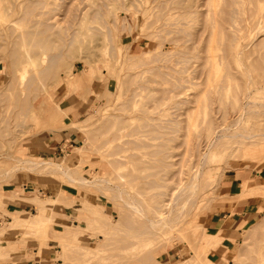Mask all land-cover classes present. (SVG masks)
<instances>
[{
  "label": "rangeland",
  "instance_id": "rangeland-1",
  "mask_svg": "<svg viewBox=\"0 0 264 264\" xmlns=\"http://www.w3.org/2000/svg\"><path fill=\"white\" fill-rule=\"evenodd\" d=\"M2 1L15 4L16 12L0 13V214L3 210L11 215L0 218V264L37 260L53 264H194L195 260L198 264H264V158L258 142L242 147L251 160L238 164L227 155L247 139H228L217 148L203 175L205 181L209 178L212 182L198 193L195 204L188 203L179 223L149 239L137 236L143 218L140 223L130 220L132 210L115 190L122 184L146 203L155 204L153 200L163 199V193L178 178L175 172L184 155V175L192 171L196 155L191 152L205 139L208 128L201 119L212 116L219 125L226 117L230 122L238 111L236 93L243 98L252 93L255 106L264 109L260 103L264 102V9L258 11L264 0H119L116 13L101 18H93L92 10L102 0H47L44 15L26 12L29 0ZM67 6L73 11L67 12ZM76 6L80 14H75ZM258 12L261 18L255 16ZM40 17L54 23L53 31L59 30L60 36L70 39L73 35V42L54 49L36 44L30 32ZM237 47L245 49L243 60L237 56ZM147 48H152L145 55L148 61H135ZM157 50L166 52L156 57ZM51 52H63L66 60L53 63L48 55ZM73 77H79L81 84L70 85L68 80ZM230 96L228 112L223 113L220 106L224 107ZM83 102L81 114L69 116L73 104L79 107ZM43 103L48 105L47 111ZM33 105L37 116L30 114ZM171 118L176 121L170 123ZM259 118L256 112H248L241 125L264 128V114ZM65 129L75 136L68 135L63 151L53 150L56 137ZM116 131H131L130 138L137 144L115 146L129 136L116 139ZM131 153L136 156L128 161ZM21 157L62 162L90 179L99 173L110 180L104 182L105 187L89 185L86 189L60 172L32 170L27 164L22 168ZM124 163L127 166L120 167ZM14 165L18 166L6 172ZM234 173L249 176L241 188H257L263 194L255 192L231 202L230 209L227 205L236 197L224 200L223 194L240 191V181H235L233 191L228 186ZM35 195L43 200L42 208L35 204ZM11 204L23 209L12 213L5 208ZM245 210H249L246 216L240 214ZM33 212L35 219L47 217L49 226L11 227L9 222L16 215L29 217ZM226 212L234 213L231 221L229 216L224 218ZM254 225L260 227L252 234ZM9 232L4 237L1 234ZM208 238L220 245L209 246ZM171 250L173 256L162 262L163 253Z\"/></svg>",
  "mask_w": 264,
  "mask_h": 264
},
{
  "label": "bare ground",
  "instance_id": "bare-ground-1",
  "mask_svg": "<svg viewBox=\"0 0 264 264\" xmlns=\"http://www.w3.org/2000/svg\"><path fill=\"white\" fill-rule=\"evenodd\" d=\"M13 1V0H12ZM20 1V0H19ZM18 1V2H19ZM23 1V0H22ZM30 4L28 5L27 3V6H29V11H26V12H30V13H33L35 11H37V13H40V14H46V11L47 10H42V8L46 5V1L47 0H29ZM83 1V0H82ZM119 0H102L101 3H98L97 6L95 8H93L92 10V17L95 18V17H106L107 15H113L114 12L116 13V10L114 11V7L116 8V3L115 2H118ZM122 1V0H120ZM119 1V2H120ZM228 0H226L227 2ZM237 1V0H235ZM242 1V0H240ZM259 1V0H258ZM6 2H8V0H6ZM5 2V3H6ZM16 2V1H15ZM49 2V1H48ZM211 2V1H210ZM230 3V1H229ZM242 3V2H241ZM10 4V3H9ZM5 5L3 3L2 0H0V13L5 12V13H15L16 11L14 10V6H11L10 5ZM53 4V2H52ZM163 4V3H162ZM216 4V3H215ZM225 4V3H224ZM232 4V3H231ZM59 5V4H58ZM71 5V1H70V4ZM68 5V6H69ZM137 5V4H136ZM176 5V4H175ZM205 5V4H204ZM228 5V4H227ZM260 5V4H259ZM264 5V3H263ZM26 6V5H25ZM67 6V7H68ZM179 6V5H178ZM208 6V5H207ZM210 6V5H209ZM213 6V4H212ZM216 6V5H215ZM54 7V6H53ZM89 7V6H88ZM188 7H190L188 5ZM236 6H234L235 8ZM87 8V7H86ZM118 8V7H117ZM187 8V7H186ZM78 7H74V12L75 14H77L78 12ZM184 9V8H183ZM213 9V8H212ZM222 9V7H221ZM225 9V8H224ZM237 9L238 8H235V10L232 8V10H234L235 12H237ZM258 11H262L264 9V6H258ZM68 10V11H67ZM239 10V9H238ZM244 10V9H243ZM67 12H71L73 11L71 6L68 7V9H66ZM81 11H83L81 9ZM114 11V12H113ZM195 11V10H194ZM234 11L232 12V14L234 13ZM19 12V11H18ZM48 12V11H47ZM193 12V11H192ZM223 12V11H222ZM227 12V11H226ZM239 12V11H238ZM183 13V12H182ZM189 13V12H188ZM206 13V12H205ZM262 13V12H261ZM65 14H67L65 12ZM65 14H63L65 16ZM80 14V13H78ZM82 14V13H81ZM209 14V13H208ZM216 14V12H215ZM220 14V13H219ZM222 14V13H221ZM227 14H230V13H227ZM30 15V14H29ZM120 15V14H119ZM235 15V14H233ZM232 15V18H234ZM67 16V15H66ZM77 16V15H75ZM255 16L257 18H261L260 16V12L256 13ZM30 17V16H28ZM68 17V16H67ZM91 17V18H92ZM189 17V16H188ZM213 17V16H212ZM224 17V16H223ZM225 17L227 18V16L225 15ZM17 18L22 19L23 17L22 16H18ZM49 18V17H47ZM65 18V17H64ZM183 18V17H182ZM215 18V16H214ZM167 19V18H166ZM212 19V18H211ZM8 20H13V19H10L8 18ZM62 22H63V19H61ZM117 20L114 19V22ZM119 20V19H118ZM213 20V19H212ZM217 20V19H216ZM215 20V21H216ZM226 20V19H225ZM229 20V19H228ZM257 20V19H256ZM106 21V20H105ZM111 21V20H110ZM125 21V20H124ZM206 21V19L204 20ZM233 21V19H232ZM260 21V20H259ZM258 21V22H259ZM207 22V21H206ZM213 22V21H212ZM78 23V22H77ZM125 24V22H123ZM171 23V22H170ZM173 23V22H172ZM188 23V22H187ZM218 23V22H216ZM123 24V25H124ZM205 24V22H204ZM235 24V23H234ZM206 25V24H205ZM213 26V25H212ZM210 26V27H212ZM217 27V25H215ZM219 26V24H218ZM241 26V25H240ZM33 27H36V29H33L31 30L30 32V35H32V39L33 41L36 43V44H39L41 47H46V46H49V48L51 49H54L55 47H57L58 44H61V43H66L68 42L69 44H71L74 40V38L71 36L70 39H66L65 37H62L59 35V30L58 31H53V29L55 28V24L50 22L48 19L46 18H37L34 20L33 22ZM93 26L90 24L89 25V28H92ZM111 25L109 24V21L107 22V28L111 31L110 29ZM206 27V26H205ZM256 27V26H255ZM254 27V28H255ZM182 30L183 28L180 27ZM261 27H259L258 29H260ZM57 29V28H56ZM59 29V28H58ZM107 29V30H108ZM164 29V28H163ZM205 29V28H204ZM257 29V31H258ZM170 30V29H169ZM213 30V29H212ZM211 30V32H212ZM217 30V29H216ZM262 30V29H261ZM264 30V29H263ZM109 31V32H110ZM171 31V30H170ZM173 31V30H172ZM179 31V30H178ZM186 31V30H185ZM220 31V30H219ZM223 31V30H222ZM247 31V30H246ZM62 32V31H61ZM71 32V31H70ZM189 32V30H188ZM204 32V31H203ZM201 31V33H203ZM216 32V31H215ZM63 33V32H62ZM74 33V32H73ZM180 33V32H179ZM187 33V32H186ZM200 33V34H201ZM259 31L256 33L258 34ZM261 33V31H260ZM55 34H58L59 37ZM109 34V33H108ZM160 34V33H159ZM191 34V33H190ZM199 34V35H200ZM210 34V33H209ZM248 33H246L247 35ZM260 35V34H259ZM257 35V36H259ZM57 36V37H55ZM111 36V34H110ZM186 36V35H185ZM184 36V37H185ZM201 36V35H200ZM199 36V37H200ZM242 36V34H241ZM248 36V35H247ZM256 36V35H255ZM262 36V35H261ZM160 37V35H159ZM183 37V36H182ZM238 37V36H237ZM111 38V37H110ZM166 38V37H165ZM177 38V37H176ZM210 37H208L209 39ZM240 38V37H239ZM178 39V38H177ZM176 39V40H177ZM191 39V38H190ZM227 39V37H226ZM236 39V38H235ZM256 39V38H255ZM255 39L253 38V40L255 41ZM18 40V39H17ZM175 40V39H174ZM188 40V39H186ZM199 40V39H198ZM253 40H251L252 42H254ZM263 40V39H262ZM163 41V39H162ZM243 41V39H242ZM250 41V40H249ZM250 41V42H251ZM112 42V41H111ZM175 42V41H174ZM248 42V43H250ZM239 43V41H238ZM264 43V42H263ZM112 44V43H111ZM255 45V44H254ZM264 45V44H263ZM163 46V44H162ZM247 45H245L244 47H246ZM250 46V45H248ZM14 47V46H13ZM207 47V46H206ZM247 50L249 47H246ZM172 49V48H170ZM169 49V50H170ZM181 49V48H180ZM179 49V51H180ZM224 49V48H223ZM262 49V48H261ZM14 50V49H13ZM91 50V49H90ZM186 50V49H185ZM186 54H187V51H185ZM245 50V49H244ZM243 48L242 47H237V56L238 58L244 54ZM254 50V49H253ZM45 51V50H44ZM152 51V48H147L145 49L144 53L140 54L138 57H137V60L135 61H138V62H141V61H145V63L148 61V60H145V55L146 53L148 52H151ZM168 51V50H167ZM177 50L176 54L179 52ZM166 51H162V50H157V53H156V57H162L163 54H165ZM254 53V52H253ZM38 53H34V55H37ZM171 54V53H170ZM174 54V53H173ZM50 56V60L53 62V63H57V62H61V61H64L66 60V54H64L63 52H58V53H53L51 52L50 54H48ZM168 55V54H167ZM263 55V54H262ZM29 56V54H28ZM32 56V55H31ZM112 56V55H111ZM136 56V55H134ZM37 57V56H35ZM156 57L154 59H156ZM172 57V56H170ZM169 57V58H170ZM181 57V56H180ZM191 57V56H190ZM258 57V56H257ZM167 58V57H166ZM168 58V59H169ZM207 58V57H206ZM245 58V57H244ZM48 59V58H47ZM160 59V58H159ZM164 59V57H163ZM242 59V58H241ZM84 61V59H82ZM114 60V59H113ZM151 61L153 59H150ZM184 60V59H183ZM190 60V59H189ZM227 61V59H225ZM243 60V59H242ZM241 60V61H242ZM262 61H264L263 59H261ZM12 61V60H11ZM86 61V60H85ZM149 61V62H151ZM159 61V60H158ZM157 61V62H158ZM168 61V60H167ZM171 61V60H170ZM180 61V60H179ZM240 61V60H239ZM240 61V63H241ZM33 62V61H32ZM148 62V63H149ZM166 62V61H165ZM177 62H178V59H177ZM176 62V63H177ZM181 62V61H180ZM28 63V62H27ZM143 63V62H142ZM175 63V64H176ZM179 63V62H178ZM222 63V62H221ZM225 63V62H224ZM245 64V62H243ZM242 63V64H243ZM50 64V63H49ZM204 64V63H203ZM205 64H207L205 62ZM262 64V63H261ZM30 65V64H29ZM141 65V64H140ZM177 65V64H176ZM226 65V64H224ZM246 65V64H245ZM243 65V66H245ZM253 65V64H252ZM169 66V65H168ZM188 66V65H187ZM186 66V67H187ZM215 66V65H214ZM25 67V69L27 68L26 65L23 66ZM47 67H48V64H47ZM158 69H159V66H157ZM184 67V66H183ZM185 67V68H186ZM228 67V66H227ZM70 68V67H69ZM152 68V67H151ZM150 68V69H151ZM155 68V67H154ZM214 68V67H213ZM246 68V67H244ZM28 69H29V66H28ZM45 69V68H44ZM149 69V67H148ZM153 69V68H152ZM151 69V71H152ZM172 69V68H171ZM174 69V68H173ZM224 69V68H223ZM250 69V68H249ZM24 70V69H23ZM146 70V69H145ZM160 70V69H159ZM166 70V69H165ZM179 70V69H178ZM187 70V69H186ZM185 70V71H186ZM25 71V70H24ZM28 71V70H27ZM40 71V70H39ZM39 71L37 74H39ZM44 71V70H43ZM42 70L40 71L41 73L43 72ZM144 71V70H142ZM182 71V69H181ZM207 71V70H206ZM227 71V70H226ZM29 72V71H28ZM167 72V71H165ZM164 72V73H165ZM183 72V71H182ZM222 72V71H221ZM24 73V72H23ZM35 74V73H34ZM136 74V73H135ZM143 74V73H142ZM141 74V76H142ZM166 74V73H165ZM202 74V73H201ZM41 75V74H40ZM248 75H251V73H249ZM34 76V75H33ZM85 80H88V76L87 74H83ZM134 76V75H133ZM173 76V74H172ZM177 76V75H176ZM38 77V75H37ZM199 77V76H198ZM252 77V76H251ZM35 78V76L33 77ZM141 78V77H140ZM164 78V77H163ZM169 78V77H168ZM178 78V77H176ZM180 78V77H179ZM29 79V78H28ZM61 79V78H60ZM134 79V77H133ZM157 79V78H156ZM212 79V78H211ZM30 80V79H29ZM140 80V79H138ZM142 80V78H141ZM149 80V79H148ZM154 80V79H152ZM171 80V78L169 79ZM174 80V79H173ZM62 81V80H61ZM180 81V79H179ZM249 81V80H248ZM31 82V81H29ZM69 84L70 85H79L81 84V81H80V78L77 77L74 79L73 78H70L68 80ZM176 82V81H174ZM181 82V81H180ZM225 82V81H224ZM27 83V82H26ZM25 83V84H26ZM137 83V82H136ZM230 83V82H229ZM31 85V84H30ZM142 85V84H140ZM181 87L182 85L179 84ZM228 85V84H227ZM145 86V85H144ZM147 86V85H146ZM145 86V87H146ZM184 86V85H183ZM209 86V84H208ZM139 87V86H138ZM148 87V86H147ZM178 87V85H177ZM143 88V87H142ZM141 88V89H142ZM210 88V87H209ZM250 88V87H249ZM135 89V88H134ZM146 89V88H145ZM207 89V87H206ZM206 89L204 91H206ZM213 89V88H212ZM171 90V89H170ZM173 90V89H172ZM249 90V89H248ZM135 91V90H134ZM139 92V91H138ZM250 92V90H249ZM135 93V92H134ZM168 97V96H166ZM210 98V97H209ZM170 99V98H169ZM231 99L232 97L230 96L229 99L227 100L226 99V105L223 107V106H220L221 108L224 109V111H222L223 113H226L228 112V107L227 105L231 102ZM236 100H234V106L237 107L238 111H237V114L235 115V117L230 121V122H227L226 120V117L222 118L223 122L219 123V125L215 124L216 121L213 119V117L211 116H208V117H204L203 119H201L199 122L203 123L202 125H207L208 128H207V131H206V136H205V139L203 141H198L196 146L194 147V149L192 150L191 153H195L196 155V160L194 161L193 165L191 166V169L192 171L186 175H184V172H185V164H184V161H185V157L186 155H184V158L181 159V162H180V167L177 169V171L175 172V174L178 176V178L175 180V182H173L172 185H170V189L168 190V192H164L163 194H165L166 196L163 197V199L161 200H157V198H155L153 200V202L155 204H152V203H146L145 202V199L142 197V196H139L138 194H133L131 193L126 187H124L122 184H118L116 185V191L118 192L117 195L120 196V198H123L125 200V204L132 210V214H130L131 219L130 220H133V222H139L140 223V217L143 218V221L141 223V231L137 234V236L139 237H144L145 239H149L151 236H154L155 234H162L163 233V230L166 228V227H169L170 229H172L177 223H179V221L185 216L186 214V207L188 206V203H193L195 204L196 203V200H197V196L199 195L198 193L204 188H207L208 187V184L212 182V180L208 178L207 181L204 180V169H205V165L206 163L208 162V160L212 157V156H215L216 154V151H217V148L219 147H222L223 143L228 140V139H233V138H243V139H247V140H244L243 141V144L240 145L239 147L235 146L232 148V150L230 151L229 149V155H227L229 158L231 157L232 160H235L236 161V164H238L239 161L241 160H251L249 157H246L243 152H242V147L244 145H247L248 143H251V142H258L260 144V149L261 151L263 152V158H264V128H262L261 126H258L257 125H254V127H245L243 125H241V123L246 119V116H247V113L248 112H256L257 115H258V118L260 117L261 114H264V109H260V108H257L255 106V103H256V100L254 99V95L252 93H248L245 95V98H243L242 96L239 97V95H235V98ZM166 100V99H165ZM260 102V101H258ZM257 102V103H258ZM261 103V106H264V102H260ZM259 104V103H258ZM210 105V104H209ZM43 106H44V109L45 111H47V108H48V105L47 104H44L43 103ZM204 106V105H203ZM211 107V106H210ZM213 108V107H212ZM43 109V108H42ZM221 112V109L219 110ZM30 114H32V116H37L38 115V109L34 108V105H33V108L31 109L30 111ZM43 117L42 113L40 115V117ZM45 116V115H44ZM41 117V118H42ZM152 117V116H151ZM197 117V116H196ZM33 118V117H32ZM195 118V117H194ZM260 119V118H259ZM173 121H176L174 118H171L170 119V123H172ZM261 121V119H260ZM259 121V122H260ZM199 123V124H200ZM260 124V123H259ZM231 125H240V127L238 128H232ZM262 125V124H261ZM145 126H149L148 124H145ZM109 131V130H107ZM109 133V132H108ZM133 133L130 131L128 132H120V131H116V133H114V136L116 139L118 138H123L124 136H127L122 142L120 143H117L118 145H115V146H121V148H123L125 145H130L132 143L134 144H137V141H135L133 138H130V136L132 135ZM199 134V133H198ZM108 135V134H106ZM200 135V134H199ZM105 137V136H104ZM107 137V136H106ZM89 138V137H88ZM87 139V138H85ZM111 139V138H110ZM145 145H148V144H145ZM79 150L83 149V145L82 146H79ZM229 148V147H228ZM114 150V149H113ZM189 150L186 149V154H187V151ZM222 150V149H221ZM112 152V151H111ZM145 152V151H144ZM118 154V153H117ZM104 155V154H103ZM129 155V158H128V161H131L133 160V158L136 156V153H131V154H128ZM239 158V159H238ZM119 160V159H118ZM88 160L86 159H83V162H87ZM19 165L21 164L24 168V165L27 164L29 166L30 169H38L39 171H42V172H60L64 175V177H66L67 179H69L70 181H77L79 183H81L84 187H86L87 189V186L89 185H95V186H99V185H105L104 182H107L108 180L110 179H107V177L103 176V175H100L98 173V175H95L94 178L90 179L86 176H84L83 174L80 173L79 169H73L72 167L70 166H66L65 164H63L62 162H57V161H53V160H50V159H46V158H43V159H34V158H24V157H21L19 159ZM264 162V161H263ZM130 163V162H129ZM261 163V162H260ZM91 164V163H90ZM79 165V164H78ZM82 165V164H81ZM79 165V166H81ZM16 166L18 165H14L13 167H11L10 169L8 168L6 172H10L12 171V169L16 168ZM124 166H127V164L125 165L124 164H120V167H124ZM74 167V166H73ZM94 167V166H92ZM261 167V165L259 166ZM26 168H28L26 166ZM18 169V167H17ZM16 169V170H17ZM90 170H93L92 168H90ZM96 170V169H95ZM97 173V172H96ZM120 176L123 177L122 174H119ZM188 175V176H187ZM3 179V178H2ZM125 179V178H123ZM169 179V178H168ZM109 183V182H108ZM112 183V182H111ZM116 184V183H115ZM114 185V183H113ZM158 185H161L160 183ZM164 185V183H163ZM110 186V184L108 185ZM105 187V186H104ZM106 187H107V184H106ZM100 188V187H99ZM102 188V187H101ZM108 188V187H107ZM110 188V187H109ZM115 187H113L112 189H114ZM111 189V188H110ZM255 192H263L262 190L260 189H253L251 187L249 188H240V191L236 194H230V193H224L223 194V198L224 200L226 198H229L228 200H231V198H234L236 197V200L234 201H230V204L227 205L230 209H232L233 205L234 204H231V202L233 203H236L238 202L241 198L245 197V196H250V194L252 193H255ZM256 194V193H255ZM260 194V193H259ZM263 194V193H262ZM116 195V193H115ZM253 196V195H252ZM264 196V195H262ZM118 197V196H117ZM231 197V198H230ZM217 198V197H216ZM221 198V197H220ZM219 198V199H220ZM221 198V199H222ZM34 199V202L36 205H38L37 207L38 208H42L43 207V200L41 198H39L37 195H35L33 197ZM227 200V199H226ZM233 200V199H232ZM217 201V200H216ZM199 203H201L199 201ZM200 204H198V207H199ZM207 206V205H206ZM150 208H153L154 209V213L151 214L149 213V209ZM126 211V210H125ZM123 213V212H121ZM128 214V213H127ZM138 217L136 220L134 217ZM34 217H37L36 215V212H33L31 214V216L27 217V216H22L21 214L20 215H16L14 217V220L13 221H10L9 223L12 225L11 227H18V226H21L23 224H28V225H36V226H49V224L47 223V217H43L41 216L40 219H35ZM127 218V216H126ZM134 218V219H133ZM118 221H121L120 219ZM126 221H129L126 219ZM131 222V221H130ZM195 223H198L196 221H194ZM132 223V222H131ZM130 223V225H131ZM128 224L129 226V222L126 223V225ZM133 224V223H132ZM136 224V223H135ZM133 226V225H131ZM137 226V225H136ZM130 227V226H129ZM259 227L260 225H254L252 227V229L250 230V232L252 234H254L255 232H257V230H259ZM11 232L9 233H1L4 237V235H9ZM179 233V232H178ZM165 234V233H164ZM102 235V234H101ZM136 236V237H137ZM162 236V235H161ZM251 237V236H249ZM127 240V239H126ZM208 245L209 246H214V247H217L220 245V243H216L214 240H212L211 238H208ZM104 243V242H103ZM128 243V242H127ZM103 245V244H102ZM124 245V244H123ZM129 246V245H128ZM215 251V250H214ZM204 252V251H203ZM199 256L198 257H202L203 253L202 254H198ZM112 256V255H111ZM123 256V255H122ZM197 257V256H196ZM195 257V258H196ZM194 259V258H193ZM199 260V258H196ZM209 259V258H207ZM206 259V260H207ZM193 261V260H192ZM197 260H195V263L194 264H198L196 262ZM202 262V261H201Z\"/></svg>",
  "mask_w": 264,
  "mask_h": 264
},
{
  "label": "crops",
  "instance_id": "crops-1",
  "mask_svg": "<svg viewBox=\"0 0 264 264\" xmlns=\"http://www.w3.org/2000/svg\"><path fill=\"white\" fill-rule=\"evenodd\" d=\"M86 105V102H83L82 104H81V106H79V107H76V106H74V104H73V108L70 110V112H69V116H74V115H76V114H81V112L83 111V108L82 107H84ZM68 130H63V131H60L59 132V135L56 137V139H55V141H57V144H55L54 145V149L53 150H56L57 149V151L58 152H61V151H63L64 149V144H65V142H67L68 140H69V138H68V135L70 136V138L71 137H74L75 135L73 134V133H69V132H67ZM48 150H50L49 152H52V153H56V151L54 152L52 149H48ZM245 178H249V176L246 174V173H242L241 175H238V173H234L232 176H231V178L229 179L230 181H228V186H229V188L230 189H232L231 191H233V188H234V186L235 185H237V183L235 182V181H240V182H238L239 184H240V188H241V183L243 182V180L245 179ZM236 193H238V192H236ZM236 193H231V194H236ZM25 206H26V204H25ZM0 207H1V204H0ZM8 211H11L12 213H15V212H17V211H19L20 209H23V208H21V207H18V206H16V204L14 205V204H11V205H8L7 207H5ZM2 213L0 214V218L2 217V216H4L5 218H7V217H10L11 215L10 214H7V213H3V210L1 211ZM239 213V212H238ZM241 213H243V214H245V216H246V214L247 213H249V210L248 211H243V212H240V214ZM234 215V213H231V212H226L225 214H224V218H226L227 216H229L230 218H229V221H231L232 220V216ZM246 218V217H245ZM244 218V219H245ZM243 219V220H244ZM224 221H225V219H223ZM241 221V220H240ZM214 223H215V221H214ZM226 223H224L223 225H225ZM164 254V258H163V260H162V262H165V261H167L168 259H170V257L171 256H173V251L171 250V251H169L168 253H163ZM161 261V260H160ZM27 264H53L51 261H46V262H43V261H40V260H37V261H35V262H33V263H27Z\"/></svg>",
  "mask_w": 264,
  "mask_h": 264
}]
</instances>
